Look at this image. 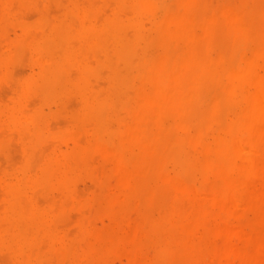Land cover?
I'll list each match as a JSON object with an SVG mask.
<instances>
[{"label": "bare ground", "instance_id": "bare-ground-1", "mask_svg": "<svg viewBox=\"0 0 264 264\" xmlns=\"http://www.w3.org/2000/svg\"><path fill=\"white\" fill-rule=\"evenodd\" d=\"M45 1L59 5L60 13L40 11ZM30 9L40 12L32 23L24 17ZM9 23L19 32L4 40ZM24 61L30 72L21 77L15 70ZM100 78L106 88L98 87L104 86ZM0 80L13 88L10 101L0 103V155L13 157L11 148L18 147L11 143L18 139L23 156L20 164L8 162L18 170L6 166L0 174V264H106L117 245L115 228L105 234L83 218L71 234L64 218L71 207L85 214L102 201L110 221L124 212L118 220L124 222L131 217L123 209L133 200L138 219L123 247L131 242L140 264L251 259L252 239L240 243L248 250L244 259L235 246L244 233L227 225L225 213L216 218L225 225L212 222L220 225L222 248H203L208 238L195 234L210 233V205L229 214L252 206L264 179V0H0ZM71 97L79 101L73 121L66 117L72 130L57 135L49 150L55 128L45 110L53 106L64 115ZM119 110L131 120L119 119ZM6 129L17 138L4 135ZM61 139L69 142L64 150ZM96 155L113 163L117 190L79 201L78 179L100 180L91 171ZM210 168L216 183L202 190L192 178ZM256 242L261 253L264 234ZM151 245L148 257L142 251Z\"/></svg>", "mask_w": 264, "mask_h": 264}, {"label": "rangeland", "instance_id": "rangeland-1", "mask_svg": "<svg viewBox=\"0 0 264 264\" xmlns=\"http://www.w3.org/2000/svg\"><path fill=\"white\" fill-rule=\"evenodd\" d=\"M46 2V1H45ZM49 6V7H48ZM58 6V7H57ZM52 7H53V9H52ZM59 5H56V3H51V6H50V3H48V2H46V3H42V5L40 6V8L42 9V10H40V11H43L44 10V8H49L52 12L53 11H55V12H53V13H51L52 14V16L53 17H55L56 15H58L59 13H60V11L59 10H61V9H59ZM35 10V9H34ZM59 11V12H58ZM32 12V13H31ZM35 12L38 14V12L39 11H36L35 10ZM34 11H33V9H32V11H31V9H30V11H27L25 14L26 15H24V17L26 18V17H28V18H30V19H27V22L29 23H32V22H35L36 21V19L38 18V16H37V14L35 13ZM55 13V14H54ZM57 13V14H56ZM39 14H40V12H39ZM33 16V17H32ZM14 17H15V15H14ZM24 18V19H25ZM25 19V20H26ZM11 26V27H10ZM17 30H18V32H19V28H17L13 23H9L8 25H6V33L7 34H5L4 32H3V35H2V38H3V36H5V39L4 40H8V38L9 39H12L14 36H15V33H18L17 32ZM5 34V35H4ZM8 36H10V37H8ZM13 36V37H12ZM7 37V38H6ZM27 60V59H26ZM25 60V61H26ZM24 61V62H25ZM28 62V61H27ZM22 65H21V64ZM19 63V66H16V68H17V70H15V71H17L18 73H20V75H21V77H23V75H27L29 72H30V67H28V66H30L29 65V63H26L25 62V65L23 64V62H20ZM21 65V66H20ZM28 65V66H27ZM19 70V71H18ZM27 72V73H26ZM23 73V74H22ZM24 76V77H25ZM101 79V78H100ZM102 79H104L105 80V78L104 77H102ZM102 79L100 80L101 82H103V85L104 86H99L98 84H97V81H99V79L98 80H94L95 82V84H97L98 85V87H107V85L105 86V81L103 80L102 81ZM101 82H98V83H100L101 84ZM3 83V84H2ZM5 83V84H4ZM9 84V85H8ZM7 85V86H6ZM11 84L10 83H7L6 84V82H3V81H1L0 80V99L2 98L4 101H6V102H3V100L1 99L0 100V103H8V101H10V98H11V96H12V93H11V91H12V89L13 88H11V87H9ZM96 86V85H95ZM4 87V88H3ZM11 88V89H10ZM2 89V90H1ZM7 89H9V90H7ZM7 93V94H5V93ZM9 92V93H8ZM4 95V97H3V95ZM6 95V96H5ZM6 99V100H5ZM8 100V101H7ZM73 100V101H72ZM75 100V101H74ZM72 101V102H71ZM71 102V103H70ZM78 103H79V101H78V99L77 98H75V97H71L70 98V100H69V102H68V105H70L69 107L67 106V108H69V109H65L66 111H64L63 110V112H65V114L63 115V114H61V113H59L58 112V109L55 107L54 108V110H52L53 109V106H52V111L53 112H51V110H45V112H46V116H47V120H48V126L50 127V130L52 129V128H55L54 130L52 129L51 130V135H49L47 138H48V140L46 141V143H48V142H50V140H51V142H53L52 140H57V139H55L56 138V136L57 135H60V134H65L66 132L67 133H69L71 130H72V128H69V127H72V125H73V122H71V124L69 123L68 125H66L67 124V121H68V119H70L71 121H73L72 119V116H73V114L75 113V111L77 110V108H78ZM74 106V107H73ZM70 107H72V108H70ZM122 114L121 115H119V119H125L126 121H130L131 120V118L130 117H128V116H130L129 114H127L126 113V115H125V113H124V110H119ZM62 112V111H61ZM65 117H63V116ZM51 117V118H50ZM63 119H62V118ZM66 117L68 118V119H66ZM127 117V118H126ZM128 118H130V120H128ZM114 119H115V121H114ZM119 119L117 118V117H114L113 119H112V125H113V123H114V125L113 126H117L115 129H117L118 128V121H119ZM61 120V121H60ZM67 120V121H66ZM124 120V121H125ZM1 121H3V120H1ZM53 122V123H52ZM61 124H60V123ZM63 122V123H62ZM57 124V125H56ZM59 124V125H58ZM0 126H1V128H2V125H1V122H0ZM64 126V127H63ZM58 127V128H57ZM60 127H63V128H65L64 130L63 129H61ZM0 128V129H1ZM60 128V129H59ZM67 128V129H66ZM3 130H4V127H3ZM2 130V131H3ZM0 132H1V130H0ZM3 132H5L4 133V135H13L15 138H17V135L16 134H14V133H9V131L6 129L5 131H3ZM1 135H2V133H0ZM0 135V136H1ZM3 136V135H2ZM1 136V137H2ZM0 137V138H1ZM84 139L86 138V137H83ZM12 141H14V139H12L11 140V142ZM16 142V143H15ZM18 142H19V140L17 139V140H15L14 142H12L11 144L13 145L12 147H18V149L17 148H13V150H12V148H11V151H14L15 150V154L13 155V157H12V155L11 154H13V153H11V152H9L8 153V156L7 155H5L4 153L3 154H1L0 155V160L3 158V160H1L0 161V168L2 169V171H0V174H3V172H4V170H6V166H7V169L9 168H11V167H9L10 166V164L12 165V163L11 162H14V161H17L19 164L22 162V161H20L19 159H20V156H22V150H21V147H20V143L18 144ZM50 142V144H48L49 146L48 147H50L49 148V150L51 149V148H53V146H56V143L55 142H53L54 144L52 145V147H51V143ZM60 142H64L63 144L62 143H60ZM59 142V144H60V146H59V144H57L59 147H61L63 150L64 149H66L67 148V146H66V144H67V140H62L61 139V141ZM15 143V144H14ZM46 143H45V147L47 146L46 145ZM69 143V142H68ZM11 144H10V146H9V150H10V147H11ZM18 144V146H15V145H17ZM62 144V145H61ZM19 147H20V149H19ZM260 148H259V150H260V154L263 152V154H262V156L264 155V142L262 143V142H260V146H259ZM17 149V150H16ZM46 149H48V148H46ZM19 150H21V151H19ZM21 152V153H20ZM16 153H18V155L16 154ZM20 153V154H19ZM9 154H10V159H11V161H9L10 159H7L8 157H9ZM96 153H94L93 155H95ZM99 154V153H98ZM20 155V156H19ZM98 156V157H97ZM260 156V155H259ZM23 157V156H22ZM21 157V158H22ZM92 157H94V156H92ZM19 158V159H18ZM97 158V159H96ZM13 159H15V160H13ZM23 159V158H22ZM8 160V161H7ZM94 161H95V163H94V161H93V165H92V169H91V171L92 172H94V174H100V175H97L98 177H100V180H98L97 181V183H98V185H97V183L96 182H93L91 179V176H84L83 175V177H81V178H79L78 179V181H77V183H76V185H77V189H76V191H77V193H79L78 194V196L80 195V198H78V200L80 201V199H81V201H88V200H90L94 195H97V194H100L99 196H103V195H105L108 191L107 190H109L110 188L111 189H113V190H117L116 188L118 187V178H117V175L116 174H113V173H111L112 172V167H113V163L112 162H110V163H108V162H104V159L101 157V156H99V155H96L95 156V159H93ZM6 161H7V163H6ZM20 161V162H19ZM97 161V162H96ZM4 164H3V163ZM10 164H9V163ZM16 163V162H15ZM14 163V164H15ZM19 164H15L14 166L15 167H12V169L14 170V168H15V170H18L21 166H19ZM112 164V165H111ZM4 165V166H3ZM19 166V168H16V167H18ZM97 168L100 170V171H98L97 170ZM0 169V170H1ZM94 169L96 170V171H94ZM208 170V171H207ZM210 170V171H209ZM211 170H212V173H211ZM207 171V172H206ZM110 172V173H109ZM208 172H210V174L208 173ZM205 173H207V174H205ZM209 174V175H208ZM115 175V176H114ZM214 175V177L216 178L217 176L216 175H218L217 174V172H216V170L214 169V168H210V169H204L203 171H201V172H198L193 178H192V180L196 183H194L195 185H197V187L198 188H200V189H204V190H206L207 191V188L208 187H210V186H212V185H214L215 183H216V180H215V178L213 177V179H212V176ZM207 176H208V178H207ZM116 177V178H115ZM103 178V179H102ZM112 178H113V181H112ZM206 178V179H205ZM89 179V180H88ZM110 179V180H109ZM212 179V180H211ZM217 179V178H216ZM85 183H84V182ZM101 181V182H100ZM110 181H112V183L110 182ZM207 181V182H206ZM260 181V183L258 182V184L257 185H259L258 186V191L259 192H257L258 193V195H257V197L254 199V204L252 205V206H243V207H240V209L237 211H235L234 213H232V214H229V213H227L225 210H222L219 206H212V205H210L211 207V209H214V210H212L211 211V209H209V212H215L214 213V215H212L213 216V218L214 219H212V221H211V223L212 222H214V221H220V224H221V222H222V224L221 225H225L226 223H224V220H223V217L219 220V219H216V218H219L221 215H225V214H227V219L229 220L230 219V221H228L227 222V225L229 224V225H231V226H229V227H232V225H233V228L232 229H234L235 230V228H237V232L239 233V234H243V235H241L242 236V241L240 240V242H238V240L240 239H237V243H236V248L237 249H239L241 252H242V256H243V258L244 259H246V257L243 255L244 253H246L248 250L246 249L247 247L246 246H240V243H241V245L244 243L243 242V240L245 239L246 240V242H245V245H250L249 244V239H252V240H250V243L252 244V247L251 246H249V247H251L249 250L250 251H248V253H249V257H248V253L247 254H245V255H247V257L251 260H244V262H246V264H261V262L260 261H263V263H264V250L263 251H261V253H257V251H256V244H257V240L259 239V238H261L262 236H263V234H264V216L261 218V214H263L264 215V208L262 207V204H264V179H260L259 180ZM115 182V183H114ZM206 182V184H204ZM111 183V184H110ZM106 185V186H105ZM0 189H2L1 187H0ZM263 189V191H261ZM99 190V191H98ZM56 192V193H55ZM84 192V193H83ZM102 192V193H101ZM262 192V193H261ZM0 196L2 195V193H3V191L2 190H0ZM262 194H263V196H262ZM59 195V196H58ZM49 196H53V197H56L55 198V200L56 201H59V200H61L60 198V194L58 193V191H56V190H50V192H49ZM58 196V197H57ZM2 197V196H1ZM0 197V198H1ZM42 197V199H46L44 196H41ZM84 197V198H83ZM89 197V198H88ZM260 197V198H259ZM41 199V198H40ZM41 199V200H42ZM59 199V200H58ZM258 199V200H257ZM0 201H1V199H0ZM89 206V208H86V210H84V212H85V214H81L80 213V210L79 209H76V208H69V210H68V212H67V214H66V216H65V222L63 221V219H62V221H63V223H62V221H61V223L63 224V227H64V229L65 230H67L68 232H70V230H71V234L74 232H77V230H78V227H79V223L81 222V219H83L84 218V220L86 219V221L89 223H92V221L94 220V222L97 224V227L96 226H94L98 231H103V232H105V234L107 233V231H112L113 233H114V231H115V233L113 234V236H116V239H117V245H116V247L115 248H112V249H110L109 251H108V253H107V255H106V264H140V262H139V260H137V259H135V257L134 256H131V254L133 255V254H135V249L136 248H134L133 247V245L131 244V242H129L130 244H128L129 246H128V248L126 247V248H124L123 247V244L125 245L126 244V241H127V239L130 237V236H132V233H131V231H132V226H133V224H134V222L136 221V219L135 218H137L138 219V214H137V207H138V203H136L135 204V200H133L132 201V204H130L129 203V207H125L123 210L125 211V212H127L126 210H129L128 211V216H130L131 217V219L129 218V219H127V220H125L126 219V215H125V218L123 219V220H125L124 222L123 221H121V222H119L120 220V217H123V215H124V212L123 213H121V214H119V218L117 219V221H116V223L115 222H112V221H110L109 220V218L107 217V216H105L106 214H105V212H104V209H103V207H104V203L101 201L100 203H98L96 206L94 205H92V204H89L88 205ZM87 206V207H88ZM258 206H259V208L261 209V211H260V209L258 208ZM135 207V208H134ZM208 207H209V205H208ZM214 207V208H213ZM247 208V209H246ZM90 209L93 211V212H90ZM215 209H217V210H215ZM219 210H222L223 212L222 213H220V211ZM250 210V211H249ZM132 211V212H131ZM135 211V212H134ZM217 211H219V213H217L216 214V212ZM257 211H259V212H257ZM129 212L130 213H132L131 215H133V216H131L130 214H129ZM72 213V214H71ZM78 213V214H77ZM86 213H88V214H86ZM134 213V214H133ZM225 213V214H224ZM81 214V215H80ZM89 214L91 215V217L89 216ZM258 214V215H257ZM72 215V216H71ZM80 215V216H79ZM101 215V216H100ZM155 215H156V217L158 218V215H159V211L158 210H156L155 211ZM249 215V216H248ZM77 216V217H76ZM89 216V217H88ZM93 216V217H92ZM127 216V217H128ZM232 216V217H231ZM239 216H242V218H240ZM75 217V218H74ZM106 217V218H105ZM240 219H239V218ZM96 218V219H95ZM105 218V219H104ZM79 221H78V220ZM92 221H91V220ZM122 219V218H121ZM260 219V220H259ZM74 221V222H73ZM225 221H227V220H225ZM232 221V222H231ZM99 222V223H98ZM129 224H128V223ZM67 223V224H66ZM72 223V224H71ZM115 223V224H114ZM124 223V224H123ZM210 223V224H211ZM219 223V222H218ZM224 223V224H223ZM239 223H240V225H239ZM243 223V224H242ZM125 224H126V226H125ZM260 224H261V226H262V224H263V226L261 227L260 226ZM66 226V227H65ZM114 226V227H113ZM211 226V225H210ZM217 226H220V225H216V224H213L212 223V226H211V231H210V233H208V234H205L202 230H199L198 232H196V234H195V237H196V239H198V240H201V239H203V237L204 238H208L207 240H206V243L205 244H203V248L204 247H206V248H209V250H211V248H222L224 245H225V243H226V241H225V238L224 237H222V236H220V235H218L217 234V231H216V227ZM234 226H235V228H234ZM246 226V227H245ZM118 227L120 228V229H118ZM248 227V228H247ZM115 228V230L113 231V229ZM240 228H242V229H240ZM254 228V229H253ZM255 228H257V230H258V228H259V230L258 231H255L256 229ZM260 228H262L261 230H260ZM214 229V230H213ZM240 229V230H239ZM251 229L252 230H254V231H252L254 234H252V232H251ZM74 230V231H73ZM119 230H120V232H119ZM241 230H245L244 232H241ZM73 231V232H72ZM197 233H198V235H197ZM201 233V234H200ZM253 236H252V235ZM125 235H127V236H125ZM162 235H165L164 233L162 234ZM246 237H245V236ZM216 237V238H218V237H220V238H218V240H216L215 239V241H218V243L219 244H217L214 240H213V237ZM214 237V238H215ZM258 237V238H257ZM112 236L110 235H107V239H109L110 241H109V244L111 243V241H112ZM105 240L107 243H108V240ZM248 239V240H247ZM126 240V241H125ZM121 241H123V243L121 244L120 242ZM125 241V242H124ZM207 242H209V243H207ZM120 245H122V246H120ZM207 245H209V246H207ZM126 246H127V244H126ZM254 246H255V248H254ZM153 246L151 245L150 246V248L152 249L151 251H152V254L150 255L149 253V251H150V248L148 249H144L143 251H142V253L144 254V252H148V257H151L152 255H153V251H154V247L152 248ZM243 251H245V252H243ZM146 252V253H147ZM2 252L0 251V256L2 257H4V255H3V253L1 254ZM145 253V254H146ZM144 256H146V255H144ZM2 257V258H3ZM147 257V256H146ZM261 257V258H260ZM247 258V259H248ZM253 258V259H252ZM239 259H240V257H239ZM237 260H238V258H237ZM242 261H243V259H241ZM108 261V262H107ZM236 261V260H235ZM240 261V260H239ZM237 261V262H235V264H241L242 262L240 261ZM1 263L3 262L2 260L0 261ZM209 262V261H208ZM208 262L207 263H204V264H208ZM256 262V263H255ZM257 262H259V263H257ZM183 263H186V262H183ZM92 264H98V262H96V261H94V263H92ZM160 264H164V262H162V263H160ZM166 264V263H165ZM210 264V263H209ZM245 264V263H244Z\"/></svg>", "mask_w": 264, "mask_h": 264}]
</instances>
